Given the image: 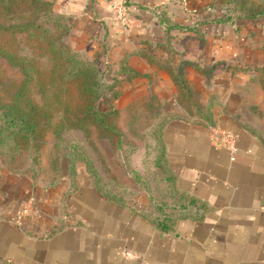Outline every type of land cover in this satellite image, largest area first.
I'll list each match as a JSON object with an SVG mask.
<instances>
[{
    "label": "crops",
    "instance_id": "obj_1",
    "mask_svg": "<svg viewBox=\"0 0 264 264\" xmlns=\"http://www.w3.org/2000/svg\"><path fill=\"white\" fill-rule=\"evenodd\" d=\"M49 1L71 25V47L97 48L118 79L125 59L137 74L122 92L154 98L173 193L163 200L180 208L162 230L149 219L155 195L136 183L112 197L85 172L45 175L0 152V264H264V91L257 73L245 69L264 59L259 47L236 39L255 38L258 26L244 19L210 24L201 27L202 44L191 33L171 32V53L157 13L187 24L198 16V0H120L129 25L113 18V0ZM180 60L194 64L182 68L190 95L158 66ZM210 126L235 137L232 156L212 140ZM164 177L158 175L163 185ZM27 202L18 225L11 218Z\"/></svg>",
    "mask_w": 264,
    "mask_h": 264
},
{
    "label": "rangeland",
    "instance_id": "obj_2",
    "mask_svg": "<svg viewBox=\"0 0 264 264\" xmlns=\"http://www.w3.org/2000/svg\"><path fill=\"white\" fill-rule=\"evenodd\" d=\"M47 1L50 11L58 15L59 22H64L67 27L64 31L61 28L55 29L41 19L37 20V24L43 23L42 26L51 33V36L53 35L54 39H60L70 50L78 52L77 57L88 62L94 61L95 65L105 69L108 79L102 85L100 89L102 95L98 96L97 100L87 101L86 98L84 100L77 90L74 78L62 75L63 60L54 62L52 53H47L49 49L42 40L24 32L0 29V51L10 52L20 57L18 59L24 60L26 70L31 77L25 83L24 94L19 99V103L23 107L35 106L37 109L32 118L37 126V136L31 140V143H35V148L24 145L25 150L23 149L15 158L19 159L20 163L25 162L28 169L45 175L65 173L73 178L77 173L85 172L93 184V177L89 174L92 173L95 175L96 185L103 191L111 193L120 191L127 194L136 183L138 189L152 188L154 195L160 196L163 183L158 180V175L162 174V170L153 163L158 158L155 148L158 130L155 127L154 98L148 97L147 95H150L148 92L143 94L141 100H131L129 92H122L127 86L126 80H130L127 79L129 73H120L124 77L118 79L114 74L118 71L114 72L110 67H106L105 56L100 54L97 48L77 50L71 47L70 40L74 35L67 17L55 12L52 3ZM201 3L203 2L198 0L196 19H200L210 11L209 8H201ZM241 5L243 8H257L264 5V0H218L212 9L219 14L229 13L234 16L242 11L243 8H239ZM188 8L187 6L189 12L194 13L195 9ZM35 9L37 8L30 0H16L7 10L0 6V23L3 20L6 24L17 23L21 18L36 17L39 12ZM249 21L258 26L257 36L254 38L252 34L246 33L243 37L237 35L236 39L238 42L259 47L264 59V19L258 17ZM125 63V59L121 58L119 71L126 66ZM111 77L118 79L113 86H111ZM23 78L24 74L16 65L0 56V105L11 101ZM258 88V85L253 84L252 93H258ZM113 91L118 95L115 97L111 95ZM120 95L123 96L119 98ZM86 104L105 110L110 107L115 108L113 114L106 119L112 128H98L87 118H83L82 111ZM116 128L119 132L114 131ZM4 142L9 143L11 139L7 141L5 139ZM71 145H75L73 150L68 148ZM68 152L73 153L71 157L76 159V161L72 160V164H67ZM84 159L88 163L87 168L84 166ZM153 175L152 180L146 178ZM136 176L140 178L138 182L135 181Z\"/></svg>",
    "mask_w": 264,
    "mask_h": 264
},
{
    "label": "trees",
    "instance_id": "obj_3",
    "mask_svg": "<svg viewBox=\"0 0 264 264\" xmlns=\"http://www.w3.org/2000/svg\"><path fill=\"white\" fill-rule=\"evenodd\" d=\"M16 0H0V6L2 9H8L12 3ZM19 1V0H18ZM218 0H210L203 1L201 3V8H209V12L206 15L201 17L200 19H195L188 24H177L170 22L166 16L162 12L157 13V19L159 24L162 26L165 34L167 35V51L173 52L170 50V33H191V35L197 39L199 44H202L205 40L204 32L202 31V26H207L210 24L213 25H226L233 24L237 20H254L258 17L264 19V5L260 7H244L241 5L239 8H243L239 14L232 16L229 13H217L212 8L216 5ZM32 4L35 5L38 11V16L33 18H21L17 23L6 24L4 20L0 23L1 30H14L17 32H24L27 35H34L38 40H42L43 43L46 44V47L49 49V52L52 53V60L62 62V75H66V77L74 78L76 81V87L81 96L90 100H97L98 96L101 94V87L104 83H106V73L105 69H101L100 66L94 64V61H85L84 59L77 57L78 52L70 50L64 43L60 41V39H54L53 35L42 26V24H37V20L41 19L44 23H47L54 27L55 29L61 28L63 31L66 29L65 23L59 22V16L53 14L49 8V2L47 0H30ZM125 9L127 11L128 5L124 2ZM198 7H196V11ZM77 54V55H76ZM0 56L7 59L16 65L20 71L24 74V78L22 79L20 85L15 90L11 101L8 104L0 105V152L4 156H8L10 158H14L18 155L23 149L25 150V146H32L35 148V143H31V140H34L37 136L36 129L37 126L34 124L32 118L37 112L35 106L23 107L22 104L19 103V99L24 94L25 83L28 82L30 75L27 72V68L25 66L24 60H20L14 54L6 51H0ZM151 61H155L151 59ZM185 65L194 66L193 63L188 62L186 60H180L176 65H172L169 61L165 64L158 65L160 68L165 69L170 78L172 79L174 85L177 90L182 95H190V90L183 78L182 68ZM250 71H254L259 76L258 82L262 89L264 90V65H259L257 67L245 68ZM121 73L126 72L129 73L127 79L136 76L137 73L133 72L129 67L124 66L120 68ZM61 76V75H60ZM111 86L116 83L118 80L116 77H111ZM110 87V86H108ZM114 97L118 95L116 91L111 93ZM115 108L110 107L108 110L100 109L95 105L86 104L83 108L82 117L87 118L89 122L96 125L98 128L102 129H110L112 128L106 121L107 117L112 115ZM161 121L155 123V127L158 130L157 139H156V150L158 152V158H156L153 163L159 167H161L162 174L165 175V185L162 184L161 192L159 198L154 196L153 191L151 189H144L150 196L156 197L153 204L156 211L155 215L149 216V219L152 220L157 227L162 230H166L173 219L178 215L175 211V208H180L178 203L173 204L172 201L166 202L163 198L167 195H173L171 188H169V183L171 179V175L169 174L164 161H163V147L160 137L161 132ZM115 132L118 129H114ZM119 132V131H118ZM8 139H11V142H4ZM29 141V142H28ZM70 150L75 148V145H71L68 147ZM73 154V153H72ZM71 153L68 152L67 164H72V160L76 161V159L72 158ZM74 155V154H73ZM84 166L87 168L88 163L86 160H83ZM71 162V163H70ZM93 177L94 186L101 190L95 183V175L89 173ZM140 178L136 176L135 181L138 182ZM108 194V191H103ZM113 197V195H111ZM175 210V211H174Z\"/></svg>",
    "mask_w": 264,
    "mask_h": 264
},
{
    "label": "built area",
    "instance_id": "obj_4",
    "mask_svg": "<svg viewBox=\"0 0 264 264\" xmlns=\"http://www.w3.org/2000/svg\"><path fill=\"white\" fill-rule=\"evenodd\" d=\"M110 10L113 15V18L117 20L121 25H129L132 20L127 14L124 3L120 0H113L110 2ZM210 137L214 142L220 146H223L229 154H232L235 151V137L228 133L227 131L217 128L215 126H210ZM29 211V203L27 202L23 205L20 210L11 218V220L16 223H21V218L28 214ZM262 211L264 213V206L262 207ZM125 256H131V254L127 251L122 252Z\"/></svg>",
    "mask_w": 264,
    "mask_h": 264
}]
</instances>
